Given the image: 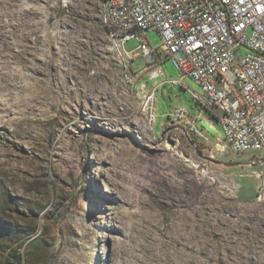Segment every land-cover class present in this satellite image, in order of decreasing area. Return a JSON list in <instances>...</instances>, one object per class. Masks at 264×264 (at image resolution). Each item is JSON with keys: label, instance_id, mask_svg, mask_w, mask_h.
I'll use <instances>...</instances> for the list:
<instances>
[{"label": "rangeland", "instance_id": "374dc122", "mask_svg": "<svg viewBox=\"0 0 264 264\" xmlns=\"http://www.w3.org/2000/svg\"><path fill=\"white\" fill-rule=\"evenodd\" d=\"M3 1L0 264H16L21 229L35 232L23 264H264V151L227 148L199 86L165 84L181 78L170 60L130 82L140 41L118 51L104 0ZM184 107L207 140L171 120Z\"/></svg>", "mask_w": 264, "mask_h": 264}, {"label": "built area", "instance_id": "2783aa9c", "mask_svg": "<svg viewBox=\"0 0 264 264\" xmlns=\"http://www.w3.org/2000/svg\"><path fill=\"white\" fill-rule=\"evenodd\" d=\"M102 24L130 59L135 53L125 51L124 44L140 41L135 55L146 66L127 73L130 82L148 74L151 81L158 79L161 64L170 60L181 78L165 84L185 87L189 77L199 86L193 98L218 119L227 148L237 154L264 151V0H104ZM150 31L162 40L157 49L146 38ZM140 89L148 93L146 85ZM157 92L149 100H156ZM184 109L185 116L175 109L169 117L207 140Z\"/></svg>", "mask_w": 264, "mask_h": 264}, {"label": "bare ground", "instance_id": "6f19581e", "mask_svg": "<svg viewBox=\"0 0 264 264\" xmlns=\"http://www.w3.org/2000/svg\"><path fill=\"white\" fill-rule=\"evenodd\" d=\"M5 1H6V0H5ZM5 1H3V2H5ZM13 1H14V0H13ZM13 1H8V3H9V2H13ZM19 1H20V0H19ZM33 1H34V0H33ZM36 1H41V0H36ZM15 2H16V0H15ZM18 6H19V5H18ZM10 7H11V6H10ZM14 7H15V6H14ZM0 14H1V13H0ZM1 15H2V14H1ZM7 16H8V15H7ZM15 16H16V15H15ZM1 17H2V16H1ZM30 17H31V16H30ZM5 18H6V16H5ZM0 20H1V19H0ZM2 21H3V20H2ZM0 23H1V22H0ZM11 27H12V25H11ZM13 27H14V26H13ZM23 27H24V26H23ZM29 27H30V26H28L27 28H29ZM32 27H33V26H32ZM32 27H31V28H32ZM3 29H4V28H3ZM16 29H17V28H16ZM14 30H15V29H14ZM0 32H1V31H0ZM32 32H33V31H32ZM38 32H39V31H38ZM25 33H27V32H25ZM34 33H35V32H34ZM22 34H24V33H22ZM5 35H6V34H5ZM5 35H4V36H5ZM28 35H29V37H30V35H32L31 32H30V28H29V33H28ZM28 35H26V37H27ZM2 36H3V35H2ZM38 36H39V35H38ZM5 37H6V36H5ZM5 37H4V38H5ZM29 37H28V38H29ZM33 37H34V36H33ZM10 38H11V37H10ZM24 38H25V37H24ZM24 38H21V39H24ZM30 38H31V37H30ZM34 38H35V37H34ZM25 39H26V38H25ZM36 39H37V38H36ZM1 40H2V39H1ZM6 40L8 41V39H6ZM30 40L32 41V39H30ZM4 41H5V40H4ZM18 41H19V40H18ZM24 41H25V40H24ZM35 42H36V41H35ZM1 43H2V42H1ZM13 43H14V42H13ZM22 43H23V42H22ZM29 43H30V42H29ZM32 43H33V41H32ZM4 44H5V43H4ZM9 44H10V43H9ZM27 44H28V43H27ZM27 44H26V45H27ZM2 45H3V44H2ZM10 45H11V44H10ZM26 45H25V46H26ZM28 45H29V44H28ZM30 45H31V44H30ZM4 46H5V45H4ZM36 46H37V45H36ZM36 46H35V47H36ZM23 47H24V46H23ZM31 47H32V46H31ZM3 48H4V47H3ZM7 48H8V46H7ZM27 48H28V46H27ZM8 49H9V48H8ZM10 49H11V48H10ZM32 49H35V48H32ZM5 50H7V49L5 48L4 51H5ZM32 51H33V50H32ZM37 52H38V51H37ZM0 53H3V52H0ZM4 53H5V52H4ZM8 53H9V52H8ZM27 53H28V52H27ZM29 53H30V52H29ZM35 53H36V51H35L33 54L35 55ZM14 54H15V53H14ZM20 54H21V53H20ZM36 55H37V53H36ZM40 55H41V54H40ZM14 56H15V55H14ZM17 56H18V55H17ZM38 56H39V54H38ZM38 56H36V57L38 58ZM41 56H43V55H41ZM4 57H5V56H4ZM36 57H35V58H36ZM28 58H30V57L28 56ZM39 58L41 59L42 57L39 56ZM42 59H43V58H42ZM5 60H6V59H5ZM31 60H34V59H31ZM35 60H36V59H35ZM7 61H8V60H7ZM39 61H40V60H39ZM4 62H5V61H4ZM29 62H30V59H29ZM43 62H44V61H43ZM1 63H2V62H1ZM27 63H28V62H27ZM35 63H36V61H35ZM38 63H39V62H38ZM40 63H41V62H40ZM7 64H8V63H7ZM11 64H12V63H11ZM30 64H31V63H30ZM30 64H29V65H30ZM31 65H33V64H31ZM35 65H36V64H35ZM7 66H8V65H7ZM10 66H12V65H10ZM10 66H8V67H10ZM36 66H37V65H36ZM41 66H42V65H41ZM41 66H39V67H41ZM46 66H47V65H46ZM3 67H4V66H3ZM39 67H38V68H39ZM42 67H43V66H42ZM0 68H1V67H0ZM32 68H33V67H32ZM5 69H7V67H6ZM19 70H20V69H19ZM32 70H33V69H32ZM34 70H35V67H34ZM34 70H33V71H34ZM39 70H41V69H39ZM36 71H37V70H36ZM0 72H1V71H0ZM18 72H19V71H18ZM20 73H21V72H20ZM32 73H33V72H32ZM40 73H41V71H40ZM16 74H17V73H16ZM37 74H38V73H37ZM0 75H3V74H0ZM17 75H19V73H18ZM7 76H8V75H7ZM9 76L12 77V74L9 75ZM14 76H16V75H14ZM19 76H20V75H19ZM19 76H18V77H19ZM25 76H26V74H25ZM27 76H28V75H27ZM43 76H44V75H43ZM0 77H1V76H0ZM6 78H7V77H6ZM8 78H9V77H8ZM12 78H13L12 80L14 81V77H12ZM19 78H20V77H19ZM15 79H16V78H15ZM2 80H3V79H2ZM26 80H28V79H26ZM5 81H6V79H5ZM9 81H10V80H9ZM7 84H8V83H7ZM0 85H2V84H0ZM6 88H7V87H6ZM67 88H68V87H67ZM1 89H3V88H1ZM1 91H2V90H1ZM186 114H187V117L190 116L188 110H186ZM177 116H185V109H177ZM235 242H236L235 240H232V239H231V241H229V244H230V245L233 244V243L235 244ZM235 246H236V244H235ZM233 247H234V246H233ZM237 248H239V245H238ZM237 248H236V249H237ZM231 259H232V258H231ZM185 264H186V263H185ZM187 264H188V263H187Z\"/></svg>", "mask_w": 264, "mask_h": 264}, {"label": "trees", "instance_id": "16d2710c", "mask_svg": "<svg viewBox=\"0 0 264 264\" xmlns=\"http://www.w3.org/2000/svg\"><path fill=\"white\" fill-rule=\"evenodd\" d=\"M16 234L18 236V239L21 241L22 246L20 248L15 249L14 251H12L11 257L14 259L16 264H23L24 263V254L21 251V248L23 247V245L28 243V246L31 244V242L29 243V240L32 239L34 237L35 232L33 231H29V230H18L16 231ZM4 250L3 246L0 245V251Z\"/></svg>", "mask_w": 264, "mask_h": 264}]
</instances>
